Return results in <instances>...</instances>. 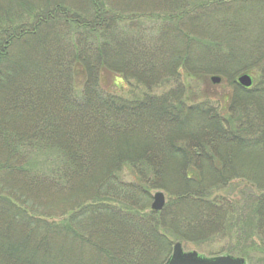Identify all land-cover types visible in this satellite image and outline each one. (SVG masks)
Here are the masks:
<instances>
[{"label": "trees", "instance_id": "trees-1", "mask_svg": "<svg viewBox=\"0 0 264 264\" xmlns=\"http://www.w3.org/2000/svg\"><path fill=\"white\" fill-rule=\"evenodd\" d=\"M89 1L86 13L65 9L60 3L48 8L46 2L37 7L23 0L0 1V65L7 62L12 42L41 31L48 16L59 17L66 30L77 36L66 61H51L34 70L33 76L29 72V77L17 82L10 98L1 90L5 92L8 74L19 71L15 59L9 70L0 72V100L4 99L6 106L12 101L19 106L26 101L30 106L23 117L17 114V128L0 125V264H162L169 241L159 227L175 222L180 208L202 223L209 213L216 215L215 208L221 214L220 203L217 206L210 200L207 187L227 186L239 173L246 174L245 168L237 166L244 159L234 157V153L264 145V108L258 99L264 96V28L252 40H240L243 29L238 24L252 1L236 2L233 20H228L231 16L228 18L225 10L218 11L225 17L215 15V7L209 8L204 0H160L165 7L159 11L144 4L131 6L129 0L111 6L102 0ZM215 6L220 7L219 3ZM135 16L159 19L154 36H149L147 25ZM211 22L219 25V33L213 36L205 30ZM223 46L228 51L221 52ZM148 66L169 72L175 79H182V73L202 76L209 67L219 74L236 67V72L248 73L255 84L246 89L236 85L229 103L222 107H211L206 96L201 101L192 98V90L178 81L168 94H148L133 100L108 95L99 85L98 73L115 68L137 76V83L148 88L153 80L144 74L143 68L147 72ZM78 67L81 74L76 78ZM137 68L140 75L135 74ZM170 79L162 77L160 86ZM38 98L51 110L36 112L42 116L32 114L35 123L22 125L28 123L31 109L42 105ZM58 120L60 130L55 128ZM254 136L258 137L257 145L241 141L242 137ZM43 148H54L61 156L56 165L57 160L51 159L47 172L35 157ZM216 156L221 162L230 161L231 166L215 169L214 185H207L212 180H204L198 169ZM124 169L130 181L120 177ZM170 172H176L174 177ZM260 172L264 170L241 178L254 181L256 177L264 187ZM159 188L174 196L176 205L160 212L140 213L147 208L151 191ZM36 191L47 199L64 197L62 202H68L61 213L64 219L51 221L52 211L43 215L36 212L38 208L29 198ZM195 205L196 211L190 210ZM224 205L225 214L230 202ZM243 206L242 212H247L239 215V224L247 227L249 234L254 229L252 235L256 231L264 243V192L251 196ZM54 237L66 242L60 245L63 249L68 244L77 245L78 252L88 247L94 251V260L90 256H65L63 249L52 251L49 239ZM31 245L34 247L28 248ZM245 246L239 256L251 258L256 243ZM20 249L28 253L22 256Z\"/></svg>", "mask_w": 264, "mask_h": 264}, {"label": "rangeland", "instance_id": "rangeland-1", "mask_svg": "<svg viewBox=\"0 0 264 264\" xmlns=\"http://www.w3.org/2000/svg\"><path fill=\"white\" fill-rule=\"evenodd\" d=\"M3 3H7L9 1L10 3H15L17 0H0ZM6 1V2H5ZM26 1V3L29 1L31 2V6H37L40 7L41 5H44L46 3H49L48 8H53L55 3H60L65 9H70L72 11H79L81 13H86L87 8L91 6V3L89 0H23ZM104 5L111 6V4H121L124 5L127 0H102ZM191 2L193 0H185V2ZM195 1V0H194ZM207 1L210 5L209 8L215 7L214 10H217L218 17H225L226 15L218 14L219 12H223L224 10L227 12L228 20H233V13L236 11V2L242 1V0H204ZM249 2H253L251 4H248L247 6V12H243V15L241 20H238V24L241 25V29H243V34L240 36V40H252L253 37L257 35V32L260 28H264V0H248ZM28 2V3H29ZM46 2V3H45ZM129 2L132 5L144 4L146 8L152 11H159L165 7L164 3H161L160 0H151L147 3H141L138 0H129ZM220 5L215 6L216 4ZM230 4L232 6H230ZM230 6V7H229ZM7 7V6H6ZM118 9L117 5L114 6ZM123 7V6H121ZM218 7V8H217ZM217 8V9H216ZM184 16V15H183ZM254 16H257L256 20H254ZM258 16H260L262 19H260ZM139 23H143L144 25H147L149 28V36H154V31L157 29V24L159 23V19L156 18H138L135 16ZM48 20L45 23H42L43 27L40 28L41 31L38 29V32L35 31L33 35H29L25 38H23L19 42H12L13 44L8 48V58L7 62H2L0 65V72L3 70H9V66H11L12 59H15V67L19 69L18 72H13V75L8 74V81L4 87V91L1 90L2 94H7V98H10L12 96V92L15 91V86L18 81L24 80L26 77L33 76V71L36 69H39L46 65L48 66L51 61H66L68 56L72 53V47L77 41V36H74L72 31H67V25L64 24V22L58 17L53 18L51 16H48ZM128 20H134L132 18ZM220 20V19H219ZM127 21V20H126ZM143 21V22H142ZM218 22L214 23L211 22L210 24H207L205 26L206 33L208 35H215L219 33L218 30ZM247 30V33H246ZM68 32V33H67ZM134 35V33H132ZM220 37V36H219ZM237 43V41H234ZM159 43V42H158ZM168 48L170 49V45H168ZM167 49V52L170 51ZM228 48L223 46L221 52H225ZM231 50V49H230ZM229 50V51H230ZM181 51V50H179ZM50 53V56L48 54ZM53 53V54H52ZM54 55H56L57 60L54 59ZM49 57V60L47 58ZM210 61V60H209ZM170 63V62H168ZM221 63V62H220ZM223 64V63H221ZM168 65V64H167ZM208 66H211L209 64H206ZM146 68V67H145ZM143 68L144 74L146 77H150L153 80L151 81L148 88H146V85H142L141 83H137V81L134 79L135 76H132L130 72L127 74L124 73V70H116L115 68H107L102 70L100 73H98V81L99 85L103 92H106L108 95H111L113 97H119L124 100H133L141 97L143 98L146 95L151 96H159L160 94H168L173 90L174 85L178 81L179 84H183L185 88L188 90H192L190 92V96L193 98L195 97L198 101L203 100V97H208V101L213 105L211 107L216 106L217 104H221V107L224 105H227L230 101L231 94L234 92V87L236 85L241 86L237 82V77L245 72L238 71L236 72V67H230L228 68L227 72L224 74L214 73L209 67L207 69L206 73H202V76H195L191 75L189 73H182V79H175L171 76L169 72H159V70H154L153 68L147 67L146 69ZM157 69V68H156ZM136 71V70H135ZM140 71L138 72V68L135 74L140 75ZM256 71V70H255ZM81 74V68H76V78H78ZM163 74V76H162ZM206 74V75H205ZM211 76H218L220 78V81L218 83H215L211 81ZM137 77V76H136ZM135 77V78H136ZM163 78H172L168 80L166 83H164L163 86H160V80ZM43 79V76L40 74V80ZM147 79V80H150ZM158 79L157 83L154 81ZM79 83L82 82V80L77 79ZM30 84V83H28ZM254 80L252 79V84L250 87L254 86ZM31 85V84H30ZM27 86V85H26ZM55 91L59 92V89L57 88L56 83H53ZM33 87V86H30ZM245 88V87H243ZM253 88V87H252ZM246 89V88H245ZM255 90V89H253ZM255 91H253L254 93ZM25 95V93H22ZM38 92L36 91L35 97L37 98ZM23 95V97H24ZM1 98V97H0ZM4 98V96H2ZM6 98V99H7ZM12 99V98H11ZM40 100V104H42V99L38 98ZM259 101L262 104V107L264 108V96H260ZM15 100V99H14ZM18 100H20V97H18ZM212 101V102H211ZM6 102H4V99L0 100V125L4 126H10L13 129L17 128L14 126V124H19L16 120V116L18 113L22 114L21 117L26 113V110L30 108L28 105V102L22 101L21 105L14 104V101L10 105H5ZM14 104V106H12ZM39 104V105H40ZM35 105V106H39ZM42 106V107H41ZM31 109V113L27 116V121H24L25 123H22V125L31 126L32 123H35L34 120H32V114L35 117L40 115L42 116V113H36V112H47V109L51 110L50 106L45 107L43 104L40 105L38 108ZM28 112V111H27ZM52 115V113H50ZM54 115L58 116L55 112ZM71 118V117H68ZM4 119V120H3ZM22 119V118H21ZM38 119V118H37ZM36 120V118H35ZM4 122V124H3ZM59 120L57 121V123ZM56 123V124H57ZM61 123H58L56 125V129L60 130ZM19 128V126H18ZM55 128L53 129V135L55 134ZM54 136H50L52 138ZM242 142L244 143H252L254 145H257L259 143L258 137L254 136V138H248V137H242ZM36 147V146H35ZM33 147V148H35ZM231 147V146H230ZM46 148H43L42 151H36L38 152L35 157L37 158L39 164L44 169L45 172L48 170L50 165L51 159L54 157L58 163L60 159V154L58 155L57 151H53L54 148H51L50 151H48ZM36 150V149H35ZM112 154H115L112 152ZM223 154V153H221ZM234 157L237 158V156H240V158L243 160L240 162V164L237 166L239 169L242 167L245 168L247 171H244L246 174L239 173V176L234 177L229 181L227 186H219L214 185L212 182L214 179H216V173L215 169H226V166H231V163H227L230 161H220L217 159V156L213 158V161H217L216 163L211 161L209 159L210 164L203 165V167L198 169L200 175L204 178V180H212L207 183L212 184L216 187H207L210 189L209 191V198L210 200H213L214 202L220 203L219 207L221 210V214L218 215L216 208L214 209L216 215H212L209 212V216L206 218L207 220L205 222H200L199 220L195 219L193 216H189V213H186L187 209L180 211V208L176 211L175 215L178 216L175 218V222H173L175 225L167 224L164 227H159L160 233L167 236L169 241L168 251L165 252L164 259H166L172 252V246L176 242H180L183 246L184 251H191L195 250L200 254H203L205 256H211V255H240V250L246 245L245 247L251 245V243L254 241L256 243V251H254V254H251V258H247L248 264H260L261 260L264 259L263 253L264 251L258 248L259 246L264 249V243H262V238L257 236V232L255 231V234L252 235L253 231L249 234L248 228L244 225H240L237 218H239V215L242 217L245 216L246 212L243 213V209L245 208L243 205H245L249 198L252 196L259 195L260 192H264V187L260 184H258L256 177H254V181L250 180L249 178L245 177L241 178L242 176H250L255 175V171L258 170H264V145H261L258 148H254L251 151L247 152H238L234 153ZM219 158V157H218ZM221 159H223L221 157ZM173 165V164H172ZM171 165V166H172ZM54 166V165H53ZM170 166V168H171ZM172 170H175L176 165L172 166ZM46 169V170H45ZM34 171V170H33ZM129 173V170H128ZM172 178L173 174H176V172H170L169 173ZM258 176L261 178L263 177L264 180V173L260 172L258 173ZM120 177L124 179L125 181H130V177L127 176V171L124 169V172L120 174ZM174 177V176H173ZM261 182H263L261 180ZM168 188H171V185L167 184ZM15 188H13L14 190ZM17 190V189H15ZM155 191H163L165 195V207L166 209H169L171 205L175 204V197L168 194L165 190L162 188L159 189H153L151 191V194H153ZM25 192V191H24ZM18 193V192H17ZM40 191H36V193H33L32 196L30 195L31 203L38 208V211L41 215H43L44 211H52L50 215L51 221H59L64 219L61 214L65 208H67L66 204L68 202L64 201L62 202V199L64 197L59 198H49L47 199L46 196H41ZM40 196V197H39ZM60 200V202H59ZM230 202V207L227 211V213L224 214V203ZM152 203V198L148 202L147 208L144 211H141L140 213H148L151 211L150 205ZM176 205V204H175ZM218 206V204H217ZM216 206V207H217ZM196 205L195 208L191 207L190 210L196 211ZM213 211V213H214ZM191 212V211H190ZM192 213V212H191ZM171 220V219H169ZM226 220V222H225ZM251 229V228H250ZM242 231V232H241ZM250 235L251 238H250ZM245 238V239H244ZM12 241V240H11ZM13 242V241H12ZM64 242V243H63ZM65 241L59 239L58 237H54L53 239H49V245L52 251H56L57 249H63L60 245L65 246ZM13 244H15L13 242ZM32 246V245H31ZM28 246V248H33L34 245L31 247ZM27 249V246L25 247ZM85 248V247H84ZM1 249H5L7 251V247L2 245ZM20 254L22 256H25V254L28 253L25 249H20ZM77 245H67V248L63 249V254L65 253V256L69 255L73 258L75 257H89L94 260L93 250H89L88 247L83 249L82 252H78ZM262 257V258H261ZM40 259V258H39ZM163 259V260H164ZM164 263V261H163ZM162 263V264H163Z\"/></svg>", "mask_w": 264, "mask_h": 264}, {"label": "water", "instance_id": "water-1", "mask_svg": "<svg viewBox=\"0 0 264 264\" xmlns=\"http://www.w3.org/2000/svg\"><path fill=\"white\" fill-rule=\"evenodd\" d=\"M211 81L219 82L218 76H212ZM237 82L248 88L252 84V79L249 74L242 73L237 77ZM165 196L162 191H156L153 194L150 209L152 211H160L164 207ZM164 264H247L243 257L233 256L230 254L206 257L196 251H184L180 242H176L172 246V252Z\"/></svg>", "mask_w": 264, "mask_h": 264}, {"label": "bare ground", "instance_id": "bare-ground-1", "mask_svg": "<svg viewBox=\"0 0 264 264\" xmlns=\"http://www.w3.org/2000/svg\"><path fill=\"white\" fill-rule=\"evenodd\" d=\"M247 264H248V262H247Z\"/></svg>", "mask_w": 264, "mask_h": 264}]
</instances>
